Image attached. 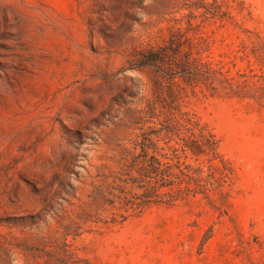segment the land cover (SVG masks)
Segmentation results:
<instances>
[{
  "label": "rangeland",
  "instance_id": "1",
  "mask_svg": "<svg viewBox=\"0 0 264 264\" xmlns=\"http://www.w3.org/2000/svg\"><path fill=\"white\" fill-rule=\"evenodd\" d=\"M0 264H264V0H0Z\"/></svg>",
  "mask_w": 264,
  "mask_h": 264
}]
</instances>
